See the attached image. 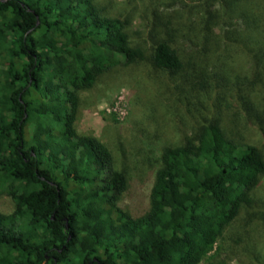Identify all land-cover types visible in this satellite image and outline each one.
<instances>
[{"label": "trees", "instance_id": "trees-1", "mask_svg": "<svg viewBox=\"0 0 264 264\" xmlns=\"http://www.w3.org/2000/svg\"><path fill=\"white\" fill-rule=\"evenodd\" d=\"M128 67L187 116L174 140L142 135L157 167L138 214L109 148L75 129L79 93ZM2 195L0 264L264 252V0H0Z\"/></svg>", "mask_w": 264, "mask_h": 264}, {"label": "rangeland", "instance_id": "rangeland-1", "mask_svg": "<svg viewBox=\"0 0 264 264\" xmlns=\"http://www.w3.org/2000/svg\"><path fill=\"white\" fill-rule=\"evenodd\" d=\"M129 69L113 70L100 78L92 88L79 93L75 129L80 135L95 136L109 148L116 168L124 172L128 180V189L121 203L126 210L138 214L148 205L157 167V154L155 151L146 154L152 148L142 135L147 134L152 139L157 136L160 140H174L187 116L182 106L157 101L156 90L147 86L143 73L145 69ZM138 81H141L140 86L143 85L140 89L136 87ZM135 90H141L139 104L134 103V98L139 102ZM148 99L152 104L148 103ZM143 153L147 156H143ZM13 207L8 196H0L1 213H11ZM263 237L264 231H258L254 233L253 241L259 243L264 241ZM220 258L224 259L225 264H264V252L255 257L239 251H223ZM119 264L126 263L119 260Z\"/></svg>", "mask_w": 264, "mask_h": 264}]
</instances>
